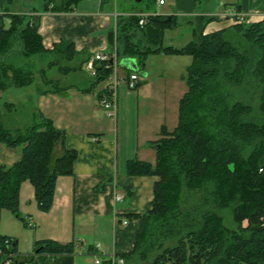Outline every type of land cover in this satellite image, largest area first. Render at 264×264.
<instances>
[{"label":"trees","instance_id":"16d2710c","mask_svg":"<svg viewBox=\"0 0 264 264\" xmlns=\"http://www.w3.org/2000/svg\"><path fill=\"white\" fill-rule=\"evenodd\" d=\"M79 1L50 0L42 11L70 12ZM141 1L147 6L156 2ZM38 18V14L0 12V90L31 82L30 72L13 67L2 56L15 42L24 56L45 51L37 32ZM139 19V14L121 15L107 32L116 66L121 58L132 57L143 67L149 54L159 52L187 53L192 63L187 69V90L179 102L176 127L171 131L162 127L161 137L151 143L154 163L136 158L126 162L127 174L155 175L158 180L150 208L127 214L137 220L136 238L132 250L121 256L125 261L137 256L148 264H264V19L203 34L202 26L213 18L198 17L195 39L180 49L162 44L163 31L176 25V17L148 14L143 25ZM229 31L257 44L259 55L256 48L252 52L239 50L226 37ZM60 45L66 60H71L73 44L62 40ZM111 63L94 62L88 92L112 75ZM64 69L68 73L73 67ZM256 92L259 113L251 105ZM64 135L63 129L42 115L16 133L0 123V143L20 152L12 165H0V213L7 209L24 221L19 214V190L25 180L34 188L38 209H50L56 178L72 175L77 157L76 150L66 148L54 156V147L62 143ZM227 206L233 207L237 230L227 229L216 211ZM0 249L16 253V239L0 234ZM34 250L72 253L74 243L37 240ZM14 262L26 264L28 259L16 256Z\"/></svg>","mask_w":264,"mask_h":264},{"label":"crops","instance_id":"0c3cea01","mask_svg":"<svg viewBox=\"0 0 264 264\" xmlns=\"http://www.w3.org/2000/svg\"><path fill=\"white\" fill-rule=\"evenodd\" d=\"M113 1L112 6H108L107 2L102 4L99 0H81L72 11L62 13L42 11L45 2L40 8L35 7L31 14L39 15L37 32L41 36L44 53H55L54 46L60 45L62 40L72 43L74 54L70 62L74 61V64L67 65L73 67L70 72H78L82 67L84 69L85 63L96 51H110L106 35L110 28L116 26L121 15H171L177 18L178 24L181 21L188 23L193 32L198 17H212V20L202 26L203 34L238 23L236 19L225 15L231 9L242 13L244 18H248L247 22L264 19V0H222L227 4L222 6L219 14L213 10L190 14L195 12L194 0H172L181 13L188 12L190 15L159 11L158 6H163L165 0L163 4H158L156 0L153 9H148L146 4L140 7L132 3L125 7L117 3V0ZM11 3L12 0H0V12H26L23 9H10ZM60 47L59 56L65 58V53H62L64 48L62 45ZM56 55L50 60L47 59L44 67L30 68L34 75L39 74L29 85L32 86L29 91H33L36 97L31 115H42L50 119L54 126L65 131L62 143L56 144L53 154L60 155L64 148L76 150L73 174L59 175L56 178L52 205L46 212L38 209L32 184L28 180L23 181L19 190V214L24 221L9 210L2 209L0 229L3 230L5 223L10 224L9 230L1 231L0 234L16 239V256L27 258L26 264H93L91 254L96 251V243H99L97 253L102 258L110 255L121 256L134 246L137 220L127 217V214L141 213L150 208L154 183L158 177L129 175L126 173V162L136 158L154 163L155 151L151 143L161 137L160 128L164 126L165 117L160 113L157 117H150L149 113L147 117H142L140 109H148L152 104L141 103L138 98L145 83L142 86L140 84L136 92L128 91L126 80L130 73H136L142 83L136 59L138 71L127 69L119 63L116 66V76L123 84L118 83L116 88V116L112 118L105 114L98 99V93L103 86L99 88L96 85L88 92L93 79L91 74V78L82 85L67 83L64 78L70 72L67 73L64 66L60 67L56 63L49 68V61L55 62L60 58ZM119 67L122 70L121 75ZM146 75L144 73L145 77ZM36 82L39 85H35ZM12 88L14 87L4 90L12 91ZM4 106L10 110L16 108L9 100ZM3 115L0 110V118L4 123L7 120L2 118ZM19 156L18 148L0 144V164L10 166ZM116 195H120L121 199L116 200ZM29 221L30 225L24 224ZM43 239L62 244L72 242L74 251L60 254L37 253L34 243Z\"/></svg>","mask_w":264,"mask_h":264},{"label":"rangeland","instance_id":"374dc122","mask_svg":"<svg viewBox=\"0 0 264 264\" xmlns=\"http://www.w3.org/2000/svg\"><path fill=\"white\" fill-rule=\"evenodd\" d=\"M48 1L50 0H12L10 9H23V11H26L24 12L26 15H31V9L35 7L40 8L44 2ZM118 2L122 6L125 5V7H129L130 3H132L133 5H138L140 7L145 6L144 1L134 2V0H117V3ZM165 2L166 3L163 6H158L159 11L167 10L170 14L179 15L196 14L197 12H200L202 10H213L214 13L219 14L220 12L218 11L223 8V5L227 4V2L224 4L222 0H194L195 12L188 14V12L181 13V10L174 6L172 0H165ZM113 3V0H109L106 5L112 6ZM154 6L155 4L150 5L148 9H153ZM226 37L231 41V43H233L234 46L239 48V50H241L242 52H250L255 48V50L257 51V44H252V42L246 41L241 34L235 33V31H229L226 34ZM194 39L195 35L192 27L188 23L181 21L179 24L176 23V25L170 28H166L163 31L162 44L165 48L171 47L180 49L187 45L189 42L193 41ZM62 48H64V46ZM19 50L20 45L18 42H15L9 52L2 56L3 59H5L6 63L12 64L13 67L21 68L23 72L27 71L32 74L30 83L19 86H10L14 87L12 88V91L0 90V92H2V94L0 95V110L2 114H4L2 118H4V120H7L3 123V119L0 118V123L4 129H7L13 133H16L17 131H24L31 124L39 120L38 115H36L35 117L31 115L33 102L36 101V97L34 96L35 93H33V91H29L30 88H32V86L29 85L33 83L35 78H38L39 74L34 75L33 71L30 68L32 67L33 69H39L40 67H44L47 62V59H52L53 57L57 56L56 54H58V57L60 58L55 60V62L49 61V68L56 65V63L60 67L64 66L65 68L71 67L70 65H67L68 63L74 64V61L70 62V60L68 61L66 60V58L59 56V53H61V49L55 51L56 54H45L44 52H42L41 54L38 53V55L34 54L29 57L24 56L21 52H19ZM43 53L44 55H42ZM62 53L66 52L62 50ZM257 55H259L258 51ZM191 63V55L183 52H159L151 53L147 56L145 65L143 67H139L138 74L140 79L142 80L141 86L144 85V83L145 86L140 91V96L138 98L141 99V103L151 102L152 104H150V106L148 107V109L150 108L149 110L147 108L140 109L142 117H147V113L150 114V117H157L158 113H160L162 117H165L164 126H162L164 129L171 131V129L173 130L176 127L175 125H177L178 123L179 102L181 97L187 90V69L191 65ZM85 70V67L84 69L82 67L78 72H70L67 76H65L66 78H64V80L67 83H75L77 85H82L84 81L89 80L91 78L89 71ZM118 70L119 74L121 75V68L119 67ZM144 73H147L146 77L144 76ZM107 81L108 80L101 82L99 85H97V87H104ZM120 82L121 80H119V85L123 84ZM35 85H39V82H36ZM128 91L136 92V89H128ZM8 100L11 101L14 106H16L14 110H10L8 107L7 110L4 106V103ZM251 105L254 112L259 113V92L255 93L254 100L251 102ZM10 116L13 117L10 118ZM162 127L160 128V135ZM194 197L198 198L195 193ZM216 211L221 216L223 225L227 229H238V222L234 219L232 206H227L223 208L218 207L216 208ZM6 212H8L7 214H10L9 211ZM9 224L10 223H5L3 230L0 229V232L8 231ZM244 224L246 223L244 222ZM127 264H148V261L134 256L131 259L127 260Z\"/></svg>","mask_w":264,"mask_h":264},{"label":"built area","instance_id":"2783aa9c","mask_svg":"<svg viewBox=\"0 0 264 264\" xmlns=\"http://www.w3.org/2000/svg\"><path fill=\"white\" fill-rule=\"evenodd\" d=\"M104 1V0H99ZM164 0H158V4H163ZM31 14V13H30ZM32 15V14H31ZM148 14L141 13L139 14L140 19L138 20V23L140 25H143L146 21V16ZM226 16L236 19L238 23L241 22H247L248 18H244L245 16L238 12L235 9L227 10L225 13ZM114 53H104L100 50L96 51L94 55L87 60L85 63V68L90 72V74L93 76L95 74V67L94 62L95 61H107L110 60L113 64V73L107 78L106 85L102 88L101 91V97H100V105L102 106L105 114L109 117H115L116 116V107H117V95H116V88L118 85L119 79L116 76V58ZM110 64H106V66H109ZM139 83V78L136 73H130L126 84L128 89H136ZM261 170V169H260ZM116 200H120L121 196L116 195ZM30 225V221L27 222ZM123 223H126V220H123ZM95 252L91 254L93 256V264H102V262H109L110 264H125L126 261L123 256H117V255H110L106 258H102L98 253L97 250L99 249V243H96L94 245ZM0 264H15L14 258L16 257V253L14 252H8L3 253L0 249Z\"/></svg>","mask_w":264,"mask_h":264},{"label":"water","instance_id":"95a60500","mask_svg":"<svg viewBox=\"0 0 264 264\" xmlns=\"http://www.w3.org/2000/svg\"><path fill=\"white\" fill-rule=\"evenodd\" d=\"M137 1H140V0H137ZM119 65L120 66H123L127 69H130V70H136L138 71V66L135 62V59L132 58V57H124V58H121L120 61H119Z\"/></svg>","mask_w":264,"mask_h":264}]
</instances>
